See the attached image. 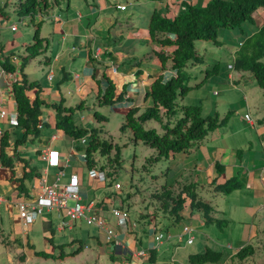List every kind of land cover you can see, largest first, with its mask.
I'll list each match as a JSON object with an SVG mask.
<instances>
[{"label": "crops", "instance_id": "obj_1", "mask_svg": "<svg viewBox=\"0 0 264 264\" xmlns=\"http://www.w3.org/2000/svg\"><path fill=\"white\" fill-rule=\"evenodd\" d=\"M18 1L22 0H0V110L6 113L5 118L0 119V136L8 131L10 142L20 136L21 131L10 123L15 114L11 86L14 82H20L23 75L28 81L39 84L26 92L27 98L32 101L38 97L45 105L38 118L41 125L39 136L14 150L12 143L6 148L12 161L11 167H4L0 162V252L4 246L9 264H13L14 257L26 262L36 257V251L54 256L56 244L70 241L68 254L60 249V263L71 258L67 263L93 264L94 255L83 250L84 243H91L90 234H87L88 239L84 242L82 232L75 231L80 222L73 223L71 230L60 229L62 221L67 220L63 211L44 210L25 229L18 215L16 203L23 199V195L32 193L30 188L40 176H45L49 183L65 184L72 175L78 178L82 201L92 202L110 228L114 224V220L111 223L112 208L120 207L122 211L129 212V204H125L122 197L102 194L99 190L107 185L110 177L104 183L89 177V169L86 167V172L83 168V153L77 149L83 145L55 129V111L51 105L61 104L69 108L82 104L73 117L77 115L84 127L92 125L91 128H95L93 113L96 110L93 109L100 107L98 97L103 95L111 81L119 98L113 105L100 108H107L111 114L123 118L130 108L143 111L151 107L148 92L152 82L159 76L166 80L174 74L169 62L166 68H161L156 55L159 51L170 53L172 47H162L149 37L151 13L156 11L172 18L193 5L194 1L205 0H47L50 7L33 16L17 15ZM117 6L125 8L119 9ZM263 22L264 9H257L252 23H242L232 30H219L221 44L215 46L211 43L213 47H209V52L215 55L210 59L202 57L200 75H205L202 74L205 69L215 66L213 74L204 76L208 89L199 97L203 99L202 103L205 101L204 115L227 119L196 143L190 152L171 155L160 165L161 169L166 166L161 178L165 181L162 186L176 187L179 183L196 182L201 186L203 199L218 197L220 201L213 207V217L218 219L220 216V219L227 220L226 227L219 229L214 224L205 225L201 215L190 208L181 213L182 218L176 223L162 214L145 218L146 214L152 212L146 209L130 219V226H127V222L125 227H120L116 221L115 228H112L116 232L115 241L101 245L96 250L97 257L101 255L107 259V255L112 262L119 260L121 264H156L157 256L165 248L178 244L177 233L183 224H188L191 237L205 230L216 239L214 241L206 235L204 249L218 251L222 248V242H231H226V253H222L223 264H233L237 260V251L248 245L252 246L254 254L243 261L237 260L238 264L255 257L264 262V90L256 85L250 73L233 71L229 67L241 47L238 42L244 43L254 36ZM38 23L40 37L47 39V48L41 55L28 60L21 69L22 58L28 55L27 48L32 44L35 24ZM197 44L205 48L204 43L195 42V49L200 55ZM1 63L11 64L14 72H5ZM50 72L52 78L48 80ZM200 75L194 77L193 84L189 80V85L199 83ZM205 82L194 89H201ZM238 90L243 92V96L234 101V94ZM185 99H179V102L184 104ZM88 110L92 114L84 116ZM245 114L250 115V122L244 119ZM43 148L59 153L58 167H48L45 171V164L39 159ZM21 159H26L29 167L39 174L26 185L27 194L18 191V179L24 170ZM59 170L63 175L57 179ZM231 180L237 181L239 186L226 193L215 188ZM155 232L169 234L170 238L165 240L167 243L156 245L153 241ZM38 233L42 241L38 239ZM74 237L82 240H75ZM208 243L211 247L207 246ZM81 246L80 252L70 255ZM142 249L150 255L149 259L135 256V251ZM189 254L193 253L186 254L179 264H190L187 260Z\"/></svg>", "mask_w": 264, "mask_h": 264}, {"label": "trees", "instance_id": "obj_2", "mask_svg": "<svg viewBox=\"0 0 264 264\" xmlns=\"http://www.w3.org/2000/svg\"><path fill=\"white\" fill-rule=\"evenodd\" d=\"M163 2L165 0H149ZM50 5L47 0H22L16 4V12L19 16H33L41 13ZM257 9H264V0H209L205 6L199 7L190 5L183 12L172 18H167L153 11L150 15L148 31L151 40L162 47H172L170 53L159 51L156 55L161 62V68H166L167 62L174 70V75L164 80L159 76L156 78L148 92L152 100V106L140 111L138 108H130L124 116V124L120 130L125 128L131 132L132 142L141 143L153 149L155 154L146 158V164L167 160L176 153H188L191 148L207 134L218 128L225 122L227 117L219 119L216 115H204L199 105L181 104L179 99L184 98L191 90L200 86L203 80L194 86L189 85V76L185 70L189 65H196L202 62L195 49L196 41L211 42L219 46L221 42L217 39L219 30H232L238 28L242 23L253 22V14ZM39 23L35 24L32 44L27 48L28 55L22 58L21 69L28 60L36 58L44 53L47 48V39L40 37ZM170 36H173L171 38ZM264 22L258 27L257 33L244 41L238 50L233 61V68L236 71L249 72L256 82V85L264 90ZM7 73H13L14 67L9 63H1ZM215 66V65H214ZM214 66L205 70V77L213 74ZM39 84L35 81H28L24 75L20 82H14L11 86V94L15 103L16 125L15 128L21 131L20 136L10 142V133L4 131L0 136V162L4 167H11V158L6 153V148L12 143L13 150L24 145L28 140L39 136V116L41 108L45 105L38 97L30 101L26 92ZM119 97L115 94V87L111 81L103 95L98 97V105L111 106ZM82 104L76 107H64L61 104L51 105L55 111V129L62 131L65 135L79 142L86 138V144L78 146L84 155L85 165L88 169L96 167V156L106 158L110 166L118 169L120 166V153L118 147L102 138V124L107 122V117L93 113V118L100 124L97 128L86 129L75 123L73 114L80 110ZM154 121L158 124L160 132L156 129H146L145 123ZM116 151V153H112ZM113 156L111 159L110 156ZM23 175L18 179L19 193L27 194L26 185L33 178L39 176L34 168L29 167L26 159ZM114 164V165H113ZM106 165L101 164L98 170H106ZM167 172V170H166ZM107 177L112 174L107 171ZM180 184V183H179ZM162 186L151 194V202L154 203L153 211L144 217L162 214L175 223L182 218L181 213L190 208L192 212L199 213L205 225L214 224L219 229L226 227L228 221L213 217L214 208L200 195L196 182L183 183L181 185ZM216 186V185H215ZM237 181H225L224 184L215 188L222 193L238 187ZM131 196L128 194L127 198ZM1 236V232H0ZM77 248L70 255L77 254L82 250ZM35 256L49 258L52 255L44 251H36ZM252 246L240 248L236 257L243 261L252 256ZM151 256H154L152 254ZM150 258V255L149 257ZM222 258L219 251L206 248L202 253L189 254L187 260L190 264L218 263Z\"/></svg>", "mask_w": 264, "mask_h": 264}, {"label": "rangeland", "instance_id": "obj_3", "mask_svg": "<svg viewBox=\"0 0 264 264\" xmlns=\"http://www.w3.org/2000/svg\"><path fill=\"white\" fill-rule=\"evenodd\" d=\"M206 3H207V0L202 1V2L194 1L193 5L202 7V6H205ZM219 33H221V31L218 32V35H217L218 40L220 38ZM201 42L204 43L205 48H202L199 46V44H197V48H200V55L202 57L207 56L208 59H210V57L215 55L214 52H209L210 51L209 47H213L211 42H207V41H201ZM223 56L225 57L226 54L223 53ZM202 64L203 62H200L191 67L190 66L187 67L188 69L186 68L185 72L189 76L190 80H192V84L195 81L194 77L196 75H200ZM209 68H212V66H210ZM202 80H204V76L200 75L199 82H201ZM205 81H203L202 84ZM206 84H208V81L205 82L204 86L201 89L199 88V89H194L193 91L191 90L192 91V92L190 91L191 94L189 92L184 97L186 98L184 104L201 106V108H203V114H206L205 113L206 109H205V106L203 105L205 101H203L202 103L203 99H200L199 95H201V93L207 92L208 87H205ZM242 96H243V92L238 90L237 94H234L233 100L234 101L238 100L239 97H242ZM94 110H96L97 112H99L100 114L108 118L107 122L102 124L101 136L105 140L116 145L119 148L118 151L120 153V166L118 169L112 168L106 158H103L98 155L96 156V167L98 168L101 164H105L107 166L106 170H108L109 173L113 175L111 178L108 179L107 185L103 186L99 190L101 191L102 194H107L112 197L114 196L122 197L123 202H125V204L126 203L129 204V212L127 213V216H128L127 226H130L131 225V222H129L130 219H133L139 212H145L146 209L153 211L152 204L154 206V203L150 204L151 202L150 196L154 191H156V189H160L162 185L164 184L165 181H163L164 179L161 180V178L164 177L163 173L165 171L166 166L161 169L160 165L162 164V161H159L149 166L143 167V165L146 164L145 162L146 158L155 154L154 150L150 149L147 146H144L140 142L137 144H134L132 142L131 132L126 128L122 131L120 130V127H122L124 124V120H125L124 117L121 118L119 116L111 114L107 108L96 107L95 109H93V111ZM89 114H92V111H89V110L85 111L83 115L88 116ZM73 118L76 124H79L80 126L84 127L82 125L83 123H81L78 120L77 115H75ZM93 121H94L95 128L100 126V124L95 119ZM91 126L92 125H88V126H85L84 128L89 129L91 128ZM145 128L146 129L156 128L157 131L160 132V128L158 130L157 123L154 121H148L145 125ZM112 153L114 154L116 153V151H113ZM110 157L111 159H113L112 155ZM83 168L87 172V168L85 165H83ZM115 183L119 184L120 186L119 189H115L114 187ZM197 190H201V186L197 187ZM128 194L131 195L129 196V198H127ZM201 197L203 198L204 196H201ZM208 199L206 198L204 200H208L209 204L212 207L217 206V203L220 201L218 197L217 198L209 197ZM196 214H195V217H197ZM218 217H219L218 219H220V216ZM113 220H114V224L113 225L111 224L113 227L111 225L110 226L111 228L114 229L116 219L112 218L111 223H113ZM77 222H80V225L78 224V226L75 228V231L78 232L80 230V232H82V238L84 242H86V240L88 239L87 234H90L91 243L90 242L84 243L85 245H83L84 246L83 250L85 253L89 255H94L93 264L95 260L97 261L95 262V264H110V263L121 264L119 260H115L114 262H112V260L108 258L107 255H106L107 259L104 257H101V255L97 257L98 253H96V250H98L101 245L103 246L106 244L105 236L103 235L101 231H99L95 227L88 226L82 221H77ZM249 222L250 221H248L247 223ZM53 232L55 236L58 238L59 235L57 234V232L55 233V229L53 230ZM201 232L193 236L194 239H193L192 245H185L184 243H178L175 246H169L165 248L162 251V253L157 256L156 264H179L180 262H183L184 256L188 253L195 254V253L204 252L205 249L203 245L206 244V241H207L205 236L206 235L209 236V239L210 238L212 239L213 237L212 235L207 234L205 230H202ZM74 238L75 240H82V238H79V237H74ZM38 239L40 241L43 240L42 236H40V233H38ZM213 240L215 241L216 239L213 238ZM226 242L231 243L230 241H224L221 243L222 248H219L218 250L219 252H221V254L226 253L225 251L227 248ZM166 243L167 242L164 240L163 244H166ZM69 245H70V241H64V242H60L56 244L54 256L49 257V258H43V257L36 256L35 258H31L30 260L23 262V261H20L17 257H14L12 258V261H13V264H70L67 262L71 261L72 260L71 258H68L62 261V263H60L61 257L58 256L60 253V249H63L65 253L68 254ZM184 245L186 249H184ZM207 246L211 247L210 243H208ZM37 248H40V247L37 246ZM68 257H70V255ZM236 259L239 260L237 257ZM237 260H235L236 263L233 262V264H238ZM220 262L221 263L219 264H223L224 262L223 258L220 260ZM258 263L263 264L264 262L259 260L258 257L252 258V260L248 259L246 263L242 262V264H258ZM0 264H9L5 251H4V246H3V251L0 252ZM207 264H218V263H207ZM229 264H232V263H229Z\"/></svg>", "mask_w": 264, "mask_h": 264}, {"label": "built area", "instance_id": "obj_4", "mask_svg": "<svg viewBox=\"0 0 264 264\" xmlns=\"http://www.w3.org/2000/svg\"><path fill=\"white\" fill-rule=\"evenodd\" d=\"M119 9H124V6H117ZM52 78L51 72L48 74L47 79ZM5 111L0 110V119L5 118ZM246 121H250L251 118L248 114L244 115ZM10 123L16 125V113L12 115ZM40 128L41 125L38 124ZM81 145L86 144V138H82ZM84 157V155H83ZM59 153L50 148H43L39 154V159L45 164V171L48 167L59 166ZM62 171L59 170L56 178L62 176ZM88 175L91 178H95L98 182L104 183L107 180V175L104 171L92 168L88 170ZM115 189H119L118 183L114 184ZM32 193L29 195H23V199L16 203L18 215L21 220L23 228L33 223L44 210H56L63 211L64 219L60 229L67 228L71 230L72 224L77 221H82L88 226L95 227L103 233L106 242L111 243L116 239V232L109 227L105 218H103L94 207L92 202L84 203L80 196V184L78 178L72 175L69 181L65 184H58L56 182L49 183L45 176H40L36 184L32 185ZM72 202V204H68ZM110 214L116 219L117 225L125 227L128 222V216L125 211H122L120 207H114L110 210ZM191 228L188 224H183L181 231L177 233V241H181L184 235H189ZM170 235L163 233H155L153 241L155 244H160L163 240H168ZM192 242V237L188 236L187 243ZM135 256L139 259H145L147 257L145 250L135 251Z\"/></svg>", "mask_w": 264, "mask_h": 264}, {"label": "clouds", "instance_id": "obj_5", "mask_svg": "<svg viewBox=\"0 0 264 264\" xmlns=\"http://www.w3.org/2000/svg\"><path fill=\"white\" fill-rule=\"evenodd\" d=\"M147 1H149V0H147ZM124 8H125V7H124ZM254 13H255V12H254ZM257 29H258V27H257ZM257 31H258V30H257ZM238 44H239V46H240V45H242L243 43H242V42H238ZM233 61H234V59H233ZM233 61H232V63L229 65V67H230L231 69H233V71H234V68H233ZM212 68H213V66H212ZM208 69H211V68H208ZM208 69H205V70H208ZM205 70H204V71H205ZM204 71H203V74H205ZM243 72H244V71H243ZM248 73H249V72H248ZM173 75H174V74H173ZM173 75H172V76H173ZM203 76H205V75H203ZM203 81H204V80H203ZM245 115H246V114H245ZM248 115H249V114H248ZM249 116H250V115H249ZM250 118H251V117H250ZM244 119H245V117H244ZM250 121H251V120H250ZM250 121H248V122H250ZM157 125H158V124H157ZM95 169H97V168H95ZM155 233H162V232H155ZM155 233H154V234H155ZM190 233H191V232H190ZM163 234H164V233H163ZM184 236H186V238H184ZM184 236L182 237V240H183V241L181 240V241H177V242H178V243H184V244H186V245H192V243H193V239H194V238L192 237V242H191L190 244H188V243H187V238H188V236H191V235H187V234H186V235H184ZM163 241H164V240H163ZM163 241H162V242H163ZM162 242H161V243H162ZM161 243H160V244H161ZM160 244H156V245H160ZM148 257H149V254H147V257H146V258L149 259ZM250 257H251V256H250ZM248 258H249V257H248ZM246 259H247V258H246ZM244 260H245V259H244Z\"/></svg>", "mask_w": 264, "mask_h": 264}, {"label": "bare ground", "instance_id": "obj_6", "mask_svg": "<svg viewBox=\"0 0 264 264\" xmlns=\"http://www.w3.org/2000/svg\"><path fill=\"white\" fill-rule=\"evenodd\" d=\"M106 174V172H104Z\"/></svg>", "mask_w": 264, "mask_h": 264}]
</instances>
